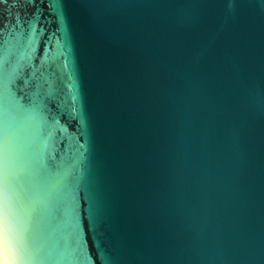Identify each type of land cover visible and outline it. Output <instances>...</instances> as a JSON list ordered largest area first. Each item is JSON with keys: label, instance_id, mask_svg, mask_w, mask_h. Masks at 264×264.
Returning a JSON list of instances; mask_svg holds the SVG:
<instances>
[{"label": "water", "instance_id": "1", "mask_svg": "<svg viewBox=\"0 0 264 264\" xmlns=\"http://www.w3.org/2000/svg\"><path fill=\"white\" fill-rule=\"evenodd\" d=\"M0 264H264V0H0Z\"/></svg>", "mask_w": 264, "mask_h": 264}]
</instances>
